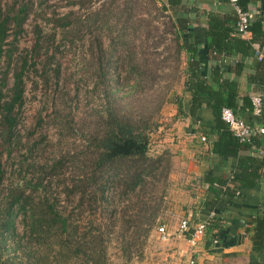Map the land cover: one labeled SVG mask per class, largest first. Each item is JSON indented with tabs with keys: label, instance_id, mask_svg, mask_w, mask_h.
<instances>
[{
	"label": "trees",
	"instance_id": "1",
	"mask_svg": "<svg viewBox=\"0 0 264 264\" xmlns=\"http://www.w3.org/2000/svg\"><path fill=\"white\" fill-rule=\"evenodd\" d=\"M145 1L151 10L157 11L167 19L166 31L172 36L177 54L185 51L188 55L183 71L182 93L178 95L173 92L170 99L176 114L165 127L187 116L193 123H199L194 132H200L207 139L212 137L208 147L213 156L219 161L235 160V165L226 178L213 176L212 171L208 170L200 180L205 187L204 191L212 193L228 206L233 205L236 199L242 197L243 191L253 189L264 182V146L261 144V135L256 133L247 141L240 142L221 120L220 112L223 108H228L245 124L251 127H264V96L261 97L259 114L253 115L249 96L240 94L237 82L245 68L242 59L253 55L255 66L252 72L245 76L246 82L264 85V11L258 9L253 20L246 26L249 38L235 31L236 13L204 14L206 56L207 60L213 62L205 71L198 61V45L183 44L181 41V36H190L188 27L191 20L188 15L192 13V8L186 6L185 0H165L164 3L159 0ZM262 1L236 0L235 5L244 13L247 12L249 5ZM45 2L46 0H12L8 6H3L0 0V67L2 65L5 67L0 73V157L3 154L11 155L22 144H25L27 154L37 148L35 143H28V137L22 135L19 129L27 70L33 69V66L35 68L38 63L47 66L45 64L49 59L47 53L55 50L61 40L66 42L72 30L80 32V28L84 27L86 32L92 33V26L99 23L96 25L98 29L105 28L109 34L115 33L122 39L139 28V23L135 20L137 13H133V10L136 11L135 9H139L142 4L138 0H125L120 4L115 0H107L100 8L92 10L86 16L79 11L90 6L91 0H65L69 8L65 14L48 11V7L44 6ZM200 13L197 11L194 15ZM28 17L32 19L33 44L25 55L15 58L13 53L15 43L23 32ZM150 22L148 21V28ZM45 28H48L46 33ZM58 33L62 37L57 43ZM70 44L72 41L67 43L68 46ZM98 52L109 58L105 64L98 66L100 76L104 77L108 75L112 64L111 53L105 52L99 46ZM255 55L260 58L257 59ZM224 56L235 58L227 71L219 65ZM130 60L131 75L151 85L155 80L154 73L146 66L140 67L133 54ZM10 72L11 85L7 88V75ZM58 73L56 68L54 72L56 77ZM227 74H231L233 79H227ZM203 110L208 111L210 121L205 122L201 119ZM245 113L248 114L247 119L242 117ZM40 123L39 118L28 132V136L33 135V131ZM153 126L155 127L151 126L148 120L132 119L116 108L106 110L100 115L99 122L89 134L86 146L88 165H83V169L88 170L85 175L79 171V176L75 179L69 177L66 170V164L72 158L68 153L58 155L45 167L29 162L27 155L22 157L17 166V181L6 190L0 206V264H58L63 258L68 259L70 256L76 257L85 253L86 264H96L105 253L101 240L103 233L100 231L105 224H95L93 227L95 233L92 231L84 233L79 224H71L70 213L57 208V199L49 200L45 193L53 188L60 190L66 200L70 202L74 200L73 208L77 216L83 215L87 210H90L89 214L91 212L94 214L97 202L106 219L118 212L126 215L128 208L119 209L120 202L131 200V197L144 187L146 179L153 178L159 168V159H150L146 155L148 133ZM242 151H247V154L240 155ZM3 178L4 172L0 163V185ZM110 190L116 191L114 194L116 203L112 202V196L108 195ZM88 191L91 192L89 197ZM131 209L134 214L139 212L134 216L135 219L142 218L139 214L147 211L139 208L137 203ZM16 215L22 217L25 227L24 239L17 238L15 234L13 218ZM246 215V224L249 227H245V233L250 234V252L261 257L259 261L248 264H264V205H258ZM153 216L155 214L152 217L150 215L151 218ZM219 220L222 219L214 216L206 221V229H215L211 240L217 242L218 233L222 230ZM8 239L12 241L11 257L3 254L7 249L5 245ZM51 253H53L51 261H48ZM39 254H45L44 259H37Z\"/></svg>",
	"mask_w": 264,
	"mask_h": 264
},
{
	"label": "rangeland",
	"instance_id": "2",
	"mask_svg": "<svg viewBox=\"0 0 264 264\" xmlns=\"http://www.w3.org/2000/svg\"><path fill=\"white\" fill-rule=\"evenodd\" d=\"M11 1L1 0V3L8 6ZM91 1L90 6L79 11L84 13V16L100 8L107 0ZM115 1L120 4L125 0ZM138 1L142 4L139 9L133 10V13H137L135 20L138 21L139 28L134 33L121 39L115 33L106 32L105 28L98 29L96 25L99 23L92 26V33L86 32L84 27L80 28V32L72 30L66 42L61 40L55 50L51 48L52 50L47 53L49 58L45 61L47 66L38 63L35 68L33 66V69L27 70L19 129L22 135L28 137V143H35L37 148L27 154L25 144H22L11 155L3 154L0 157L4 172L0 185L1 206L6 190L17 181V166L25 155L29 162L45 167L58 155L68 153L72 157L66 164L69 177L75 179L79 176V171L85 175L88 168L83 169V165H88L86 146L89 134L99 122L100 115L109 108H116L132 119L148 120L151 126L155 125L148 133L146 155L150 159H159V168L153 178L146 179L144 187L137 191L131 200L120 202L119 209L128 208L126 215L117 211L118 213L106 219L97 202L94 214L92 212L89 214L90 210H87L83 215L77 216L73 208L74 200L73 202L66 200L60 190L53 188L45 193L47 199H57V208L70 213L71 224H79L84 233L89 231L95 233L96 230L93 228L95 224H105L100 228L105 253L96 264L164 262L161 260L162 254L167 253L168 247L159 236L157 228L160 226L165 228L170 235V237L165 235L166 239L178 235L176 229L183 220V210L191 204L189 195L195 193L191 190L189 179L182 181V170L176 164L178 157L172 154V148L170 150L166 146L168 140L165 138V125L170 121L174 109L170 99L173 92L180 89L182 83L183 59L181 53L177 54L171 34L166 31L167 19L157 11L151 10L147 1ZM44 6L48 7V11L57 14L69 11L65 0H46ZM148 21H151L149 28ZM31 24L32 19L28 17L24 23V30L15 43L13 52L15 58L25 55L33 44ZM116 28L119 29L117 26ZM47 30L48 28H45L44 32ZM61 37L62 35L58 33L57 43ZM71 41L72 44L68 46L67 43ZM98 46L111 53L112 64L108 75L104 77L100 76L98 66L105 64L109 58L98 52ZM132 54L140 67L146 66L154 73L155 80L151 85L145 83V80L141 82L134 78L129 72ZM56 68L59 71L57 77L54 74ZM4 69L2 65L0 73ZM142 83H145L143 87ZM10 85L11 72L7 75V88ZM39 118L41 123L33 131V135L28 136V132ZM87 194L89 197L91 192ZM114 194L116 191L108 192L113 198L112 202L116 203ZM135 203L139 208L147 210L139 214L142 218L134 217L139 213L134 214L131 209ZM154 214L155 216L151 218ZM13 222L17 238L24 239L25 227L21 215H16ZM11 242L10 239L6 241L7 249L3 253L9 257L13 255ZM85 254L63 258L58 264H86ZM52 255L53 253L48 256V261H51ZM44 256L45 254H39L35 257L44 259Z\"/></svg>",
	"mask_w": 264,
	"mask_h": 264
},
{
	"label": "crops",
	"instance_id": "3",
	"mask_svg": "<svg viewBox=\"0 0 264 264\" xmlns=\"http://www.w3.org/2000/svg\"><path fill=\"white\" fill-rule=\"evenodd\" d=\"M160 2L164 3L165 0H160ZM185 4L187 7L192 8V13L188 15L191 20V24L188 27L190 36H181V41L183 44L198 45V61L202 68L207 71L213 62L207 60L206 56V19L204 14L210 12L230 14L234 11L225 0L223 2H220V0H185ZM258 9L264 11V0L249 5L247 11L251 20H253ZM197 11L201 13L195 16L194 14ZM243 36L249 38L248 33ZM180 53L183 59L184 71L188 55L185 51ZM234 60L233 56H224L220 60L219 65H222L223 70L227 71L229 66L234 63ZM242 62H244L245 68L242 70V75L237 78L240 94H246L249 97L254 94H259L261 97L264 96V85L262 83L248 84L245 79V76L249 75L255 66L254 56L245 57ZM226 78L231 80L233 76L227 74ZM183 81L184 77H182L180 89L176 92L178 95L182 93ZM175 114L174 107L171 116ZM200 117L205 122L210 121L208 111L203 110ZM242 117L247 119L248 114L245 113ZM198 124L193 123L186 116L177 119L165 128V138L168 140L166 146L170 150L172 148V154L178 157L176 164L182 170V181H188L189 179L191 190L195 192L189 195L191 204L183 210L182 219L188 220L190 227H194L197 223H206V221L215 216L218 219H222L219 220V226L222 227V230L218 233L217 242L216 240H211V235L215 232V229L208 230L205 227L203 236L193 247H190L187 242L189 232L183 235L175 234L170 239H163L168 250L166 254H162L163 258L161 260H164V262L159 264H187L189 259H192L194 264H248L252 261H259L261 257L250 252V234L245 233V227H249L246 224V214L258 205H264V182H261L253 189L243 191L242 197L236 199L234 204L229 206L223 200L220 201L214 197L212 193L204 191L205 187L200 182L204 173L211 170L213 176L226 178L229 176L231 168L235 165V160L219 161L213 156L209 152L208 147L212 137L207 139L200 132H194L197 130ZM201 137H204L205 141L201 142ZM261 141L264 146V134L261 135ZM246 154L247 151L240 152V155ZM219 198L221 199L222 197L219 196ZM230 221L233 222L230 223ZM165 233L166 237H170L166 231ZM212 241H216V243H212Z\"/></svg>",
	"mask_w": 264,
	"mask_h": 264
},
{
	"label": "built area",
	"instance_id": "4",
	"mask_svg": "<svg viewBox=\"0 0 264 264\" xmlns=\"http://www.w3.org/2000/svg\"><path fill=\"white\" fill-rule=\"evenodd\" d=\"M233 9L234 13L237 15V23L235 25V31L237 34L244 35L246 34V26L251 21L250 14L247 12H240V10L236 7L235 2L236 0H225ZM256 57V55H255ZM257 59L260 58V56L256 57ZM250 104L252 107V113L253 115H258L260 111V104H261V95L254 94L249 97ZM221 120L227 125L229 131L240 141H247L250 136L253 134H264V127H251L248 124H245L241 119L235 117L234 113L228 109L223 108L220 112ZM200 141H205L204 137L200 138ZM206 227L205 222L197 223L194 227L189 225L188 220H181L177 232L179 235H183L185 233L189 232V237L187 239V242L190 247H193L195 243L203 236L204 230ZM157 232L159 233V236L161 239H165V230L162 226L157 228ZM212 243H216V241H212ZM187 264H194V261L192 259H189Z\"/></svg>",
	"mask_w": 264,
	"mask_h": 264
}]
</instances>
